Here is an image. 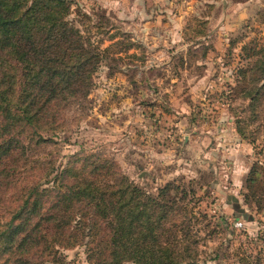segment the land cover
Segmentation results:
<instances>
[{
  "label": "rangeland",
  "instance_id": "obj_1",
  "mask_svg": "<svg viewBox=\"0 0 264 264\" xmlns=\"http://www.w3.org/2000/svg\"><path fill=\"white\" fill-rule=\"evenodd\" d=\"M70 1L68 20L102 57L87 100L29 151L37 182L57 187L54 177L76 159L106 157L148 193L170 181L185 186L189 210L211 216L216 232L202 234L207 219L194 224L205 230L199 258L238 264V248L264 254V211L243 200L264 136L254 148L238 135L247 101L231 92L241 47L264 42V0ZM50 264H89L86 244L59 250Z\"/></svg>",
  "mask_w": 264,
  "mask_h": 264
},
{
  "label": "trees",
  "instance_id": "obj_2",
  "mask_svg": "<svg viewBox=\"0 0 264 264\" xmlns=\"http://www.w3.org/2000/svg\"><path fill=\"white\" fill-rule=\"evenodd\" d=\"M70 5L0 0V264H50L59 250L83 242L89 264H210L199 258L205 230L194 224L207 219L209 228L211 216L189 210L181 183L167 182L154 195L113 160L92 155L63 168L54 177L57 187L37 182L39 165L29 151L63 130L67 112L87 100L102 57L68 20ZM241 50L245 63L231 92L247 103L236 131L257 148L264 136V42ZM243 186L244 203L264 211V159L251 163ZM235 260L264 264V254L238 248Z\"/></svg>",
  "mask_w": 264,
  "mask_h": 264
}]
</instances>
